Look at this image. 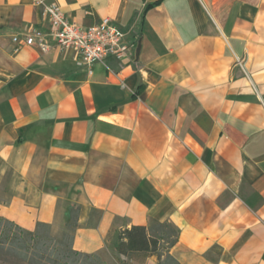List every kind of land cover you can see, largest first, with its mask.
I'll list each match as a JSON object with an SVG mask.
<instances>
[{
	"label": "crops",
	"instance_id": "obj_1",
	"mask_svg": "<svg viewBox=\"0 0 264 264\" xmlns=\"http://www.w3.org/2000/svg\"><path fill=\"white\" fill-rule=\"evenodd\" d=\"M52 4L130 55L14 43ZM76 207L79 252L168 222L180 264H264V0H0V216L61 236Z\"/></svg>",
	"mask_w": 264,
	"mask_h": 264
},
{
	"label": "trees",
	"instance_id": "obj_2",
	"mask_svg": "<svg viewBox=\"0 0 264 264\" xmlns=\"http://www.w3.org/2000/svg\"><path fill=\"white\" fill-rule=\"evenodd\" d=\"M80 213V207L72 209L60 239L52 235L48 224L38 223L34 231H29L0 216V264H107L98 253L74 249ZM178 238L179 231L171 223L152 222L121 230L116 250L125 259L138 254L146 259L156 255L158 264H180L171 254Z\"/></svg>",
	"mask_w": 264,
	"mask_h": 264
},
{
	"label": "built area",
	"instance_id": "obj_3",
	"mask_svg": "<svg viewBox=\"0 0 264 264\" xmlns=\"http://www.w3.org/2000/svg\"><path fill=\"white\" fill-rule=\"evenodd\" d=\"M45 11L52 23L49 32L32 30L15 36L13 42L20 47L36 46L43 52L52 47L61 52L73 50L79 56V65L88 68L110 57L125 59L133 49L125 41L126 33L108 17L96 25L82 27L70 22L57 5H47Z\"/></svg>",
	"mask_w": 264,
	"mask_h": 264
},
{
	"label": "rangeland",
	"instance_id": "obj_4",
	"mask_svg": "<svg viewBox=\"0 0 264 264\" xmlns=\"http://www.w3.org/2000/svg\"><path fill=\"white\" fill-rule=\"evenodd\" d=\"M118 235L119 233L114 236V238L110 239L107 251H105L103 254H100L101 258L107 264H123L124 262H126V264H145L146 258L141 254L134 255L131 259H125L124 257L119 255L116 250V242L118 240ZM62 236L63 235L55 237L60 239L62 238Z\"/></svg>",
	"mask_w": 264,
	"mask_h": 264
},
{
	"label": "water",
	"instance_id": "obj_5",
	"mask_svg": "<svg viewBox=\"0 0 264 264\" xmlns=\"http://www.w3.org/2000/svg\"><path fill=\"white\" fill-rule=\"evenodd\" d=\"M139 52H140V48H138V50H137V54H139Z\"/></svg>",
	"mask_w": 264,
	"mask_h": 264
}]
</instances>
